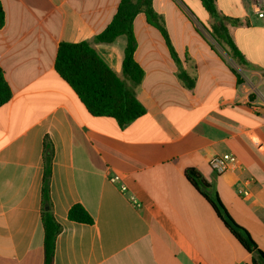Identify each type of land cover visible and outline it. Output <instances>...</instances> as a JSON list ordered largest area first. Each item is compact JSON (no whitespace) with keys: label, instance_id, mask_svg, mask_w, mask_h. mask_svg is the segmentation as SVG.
Here are the masks:
<instances>
[{"label":"crops","instance_id":"1","mask_svg":"<svg viewBox=\"0 0 264 264\" xmlns=\"http://www.w3.org/2000/svg\"><path fill=\"white\" fill-rule=\"evenodd\" d=\"M0 2V67L12 92L0 107V264H43L46 142L52 212L62 227L54 264H252L184 169L195 167L214 186L264 251V18L254 0H216L245 67L217 46L200 0H153L195 86L179 79L161 32L139 14L135 59L145 77L134 92L146 113L125 127L92 116L55 69L60 43L90 41L131 86L123 73L126 36L93 42L121 0ZM226 153L237 163L217 175L210 160ZM114 174L125 192L110 181ZM75 204L92 225L69 220Z\"/></svg>","mask_w":264,"mask_h":264},{"label":"trees","instance_id":"2","mask_svg":"<svg viewBox=\"0 0 264 264\" xmlns=\"http://www.w3.org/2000/svg\"><path fill=\"white\" fill-rule=\"evenodd\" d=\"M200 2L213 19L210 31L212 38L227 51L236 64L241 67L248 66L249 63L245 56L230 35L226 25L228 19L220 15L217 9L216 0H200ZM139 14H144L148 23L161 32L179 67V79L187 88H194L195 80L182 69L181 61L171 43L164 19L154 9L153 0H121L111 23L93 40L94 43L111 44L119 36H126L123 73L125 78L131 82V86H128L126 81L122 80L106 64L90 41L60 43L55 61L56 71L72 87L89 113L96 117L113 118L120 127L127 126L146 113L134 92V88L139 86L145 77L143 68L135 59L137 40L134 33V20ZM4 25L5 12L0 2V29ZM11 96V89L0 67V107L9 101ZM52 155L51 146L46 142L41 199V221L44 228L43 264H54L56 240L62 230L52 212L50 197ZM184 175L212 206L217 217L238 243L252 256V264H264V251L259 248L249 231L232 217L214 186L195 167H186ZM68 218L71 221L89 225L94 222L91 215L80 204H75L70 208Z\"/></svg>","mask_w":264,"mask_h":264},{"label":"built area","instance_id":"3","mask_svg":"<svg viewBox=\"0 0 264 264\" xmlns=\"http://www.w3.org/2000/svg\"><path fill=\"white\" fill-rule=\"evenodd\" d=\"M254 12L257 14L259 18H264V0H254L253 2ZM237 163V157L233 154H223L214 156L210 160V166L212 170L217 174H223L233 169L234 165ZM122 175L114 174L110 177V181L112 183L120 184V190L125 192L127 190V186L123 181ZM239 193L243 196H248V191L240 190Z\"/></svg>","mask_w":264,"mask_h":264},{"label":"rangeland","instance_id":"4","mask_svg":"<svg viewBox=\"0 0 264 264\" xmlns=\"http://www.w3.org/2000/svg\"><path fill=\"white\" fill-rule=\"evenodd\" d=\"M189 8L193 12V14L198 15V13H197L198 11H196L198 9L197 7H193V8L189 7ZM196 23H197L199 28H201L203 31H205L204 28L198 22H196ZM206 35H208V34L206 33ZM208 37L210 38V40L214 41L209 35H208ZM217 46L219 47V45H217ZM233 63H235V61Z\"/></svg>","mask_w":264,"mask_h":264}]
</instances>
